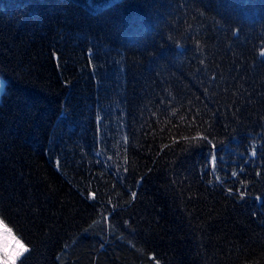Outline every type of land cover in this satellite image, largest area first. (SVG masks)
Wrapping results in <instances>:
<instances>
[{"label": "trees", "instance_id": "trees-1", "mask_svg": "<svg viewBox=\"0 0 264 264\" xmlns=\"http://www.w3.org/2000/svg\"><path fill=\"white\" fill-rule=\"evenodd\" d=\"M0 73L16 264H264V0H0Z\"/></svg>", "mask_w": 264, "mask_h": 264}, {"label": "rangeland", "instance_id": "rangeland-1", "mask_svg": "<svg viewBox=\"0 0 264 264\" xmlns=\"http://www.w3.org/2000/svg\"><path fill=\"white\" fill-rule=\"evenodd\" d=\"M6 82L5 77L0 73V86H3ZM5 87H3V92ZM2 94H0L1 98ZM22 243L28 249V245L23 239L18 236L12 227L1 217L0 215V264H5V261H11L15 258V264L22 255L16 256L19 244Z\"/></svg>", "mask_w": 264, "mask_h": 264}, {"label": "snow or ice", "instance_id": "snow-or-ice-1", "mask_svg": "<svg viewBox=\"0 0 264 264\" xmlns=\"http://www.w3.org/2000/svg\"><path fill=\"white\" fill-rule=\"evenodd\" d=\"M3 87H6V82L4 83L3 86H0V94H3ZM212 147L215 148V145H212ZM215 160H216L215 155L214 154L211 155V164L213 167L215 166ZM125 171H126V169H125ZM233 175H235V173H233ZM91 195L94 196L95 194L92 193ZM135 195H136V193L133 192L132 193L133 198H135ZM240 195H241V197H243L244 193H240ZM26 251H28L27 247L25 245H23L22 243H20L19 247L17 249V252H16V256L22 255L23 252H26ZM5 264H15V258H13L11 261H5Z\"/></svg>", "mask_w": 264, "mask_h": 264}]
</instances>
